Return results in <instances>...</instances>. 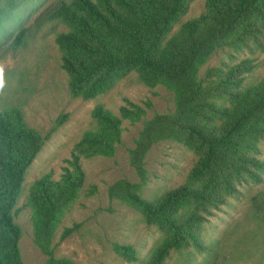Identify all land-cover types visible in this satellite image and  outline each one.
I'll return each mask as SVG.
<instances>
[{
	"label": "trees",
	"instance_id": "1",
	"mask_svg": "<svg viewBox=\"0 0 264 264\" xmlns=\"http://www.w3.org/2000/svg\"><path fill=\"white\" fill-rule=\"evenodd\" d=\"M24 1L0 0V33ZM193 1L60 0L51 12L64 28L56 32L54 42L72 98L95 99L131 73L146 87L161 86L173 96V111L145 120L128 151L138 181L119 179L107 189L109 201L138 212L145 225L161 233L142 264H165L173 252L203 253V227L212 210L226 204L240 186L264 182V77L246 83L256 68L254 59L210 67L200 76L201 67L217 51L264 53V0H205L201 14L181 22ZM26 38L21 29L9 46L16 49ZM150 107L125 100L115 115L96 105L90 113L92 127L75 144L59 177L45 173L30 185L26 206L33 243L46 258L44 264H77L57 258L53 240L84 187L81 160L113 157L121 142L122 122H140ZM61 123L58 120L56 126ZM47 139L26 123L20 109L0 108V264H24L15 207L26 172ZM163 142L180 144L197 158L184 183L150 201L141 195L147 183L145 160L152 147ZM94 192L95 186L89 194ZM251 205L243 239L257 235L259 246L257 250L245 246L242 253L254 250L255 264H264V192L253 196ZM77 228V224L64 228L60 240ZM112 248L127 262L139 260L132 245Z\"/></svg>",
	"mask_w": 264,
	"mask_h": 264
},
{
	"label": "rangeland",
	"instance_id": "2",
	"mask_svg": "<svg viewBox=\"0 0 264 264\" xmlns=\"http://www.w3.org/2000/svg\"><path fill=\"white\" fill-rule=\"evenodd\" d=\"M60 0H25L13 12L6 30L0 33V108H18L26 123L42 137H48L26 172L23 191L18 198L14 222L21 231L19 250L24 264H44L46 258L33 243L30 210L26 194L30 185L41 175L51 172L58 178L66 161L71 158L75 144L83 132L92 127L91 110L103 105L115 115L125 100L145 107L146 117L136 124L122 122L121 142L111 158L82 159L86 174L85 184L78 200L65 213L55 236V256L69 258L77 264H142L161 239V233L147 226L142 216L118 201H109L108 187L119 179L138 181L128 163V151L133 148L142 124L154 114L172 112V94L158 86L150 89L131 73L105 94L82 101L72 98L67 89L68 77L60 67V54L54 42L56 32L64 28L51 18V12ZM205 0H194L181 22L203 12ZM179 25L175 26V29ZM24 29L25 42L13 49L9 46L13 36ZM243 59H254L256 68L246 83H255L264 77V53L251 54L225 50L215 52L200 69V76L210 67L231 66ZM65 117V118H64ZM64 119V120H63ZM62 120L59 126L57 121ZM264 159V142L261 144ZM196 155L186 147L163 142L152 147L145 160L147 183L142 197L155 200L164 192L184 183L196 161ZM95 186L94 194L89 191ZM264 192L261 185L246 184L228 198L226 204L212 210L204 224L202 237L206 249L203 253L190 250L172 253L165 264H255L258 253L243 254L245 246L256 249L259 237L243 239L245 222L252 211V197ZM78 225L65 240L60 236L64 228ZM249 224H251L249 222ZM254 225L251 224L250 228ZM243 231V232H242ZM113 244L132 245L138 255L137 262H127L113 251Z\"/></svg>",
	"mask_w": 264,
	"mask_h": 264
},
{
	"label": "clouds",
	"instance_id": "3",
	"mask_svg": "<svg viewBox=\"0 0 264 264\" xmlns=\"http://www.w3.org/2000/svg\"><path fill=\"white\" fill-rule=\"evenodd\" d=\"M0 77H2V69H0ZM0 86H2V78H0Z\"/></svg>",
	"mask_w": 264,
	"mask_h": 264
}]
</instances>
